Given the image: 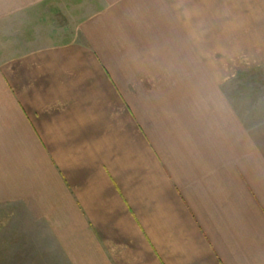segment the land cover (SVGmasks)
I'll use <instances>...</instances> for the list:
<instances>
[{
    "label": "crops",
    "instance_id": "crops-1",
    "mask_svg": "<svg viewBox=\"0 0 264 264\" xmlns=\"http://www.w3.org/2000/svg\"><path fill=\"white\" fill-rule=\"evenodd\" d=\"M50 0H0V21ZM69 39L0 61V206L68 264H264V0H69Z\"/></svg>",
    "mask_w": 264,
    "mask_h": 264
},
{
    "label": "rangeland",
    "instance_id": "rangeland-1",
    "mask_svg": "<svg viewBox=\"0 0 264 264\" xmlns=\"http://www.w3.org/2000/svg\"><path fill=\"white\" fill-rule=\"evenodd\" d=\"M69 0H50L0 21V61L36 46L68 40L75 16ZM244 124L264 120V65L240 72L224 85ZM0 264H68L45 224L23 207L0 206Z\"/></svg>",
    "mask_w": 264,
    "mask_h": 264
}]
</instances>
